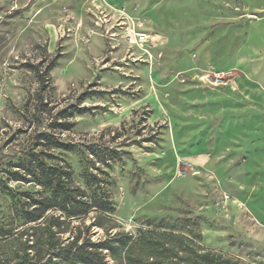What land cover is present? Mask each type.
I'll return each instance as SVG.
<instances>
[{
	"label": "rangeland",
	"instance_id": "1",
	"mask_svg": "<svg viewBox=\"0 0 264 264\" xmlns=\"http://www.w3.org/2000/svg\"><path fill=\"white\" fill-rule=\"evenodd\" d=\"M62 160L114 202L65 243L163 226L264 264V0H0L2 245L45 251L20 214L29 168Z\"/></svg>",
	"mask_w": 264,
	"mask_h": 264
},
{
	"label": "trees",
	"instance_id": "2",
	"mask_svg": "<svg viewBox=\"0 0 264 264\" xmlns=\"http://www.w3.org/2000/svg\"><path fill=\"white\" fill-rule=\"evenodd\" d=\"M43 80H48L43 73ZM126 122L121 123V127ZM64 129L70 125L61 124ZM112 127L107 130H112ZM50 147L73 151L78 145L63 142L50 133H44ZM90 154L96 149L91 146ZM50 158H56L49 153ZM106 160H109L106 158ZM110 166L109 161L104 162ZM100 167L85 168L87 188L77 184L72 176L69 163H35L29 168L30 174L43 189L30 193L23 203L21 217L27 222L37 223L36 227L45 230L48 243L44 249L39 243H23L22 249L0 243V264H254L239 258H232L220 251L204 247L197 237L178 233L172 228L155 226V229L140 230L139 235L116 233L99 241L85 236L81 241L82 227L71 229L72 237L65 243L62 238L68 218H81L92 210L110 213L114 202L108 189L101 186V179L94 172ZM6 234V233H5ZM158 235L156 239L154 237ZM112 258H108V256Z\"/></svg>",
	"mask_w": 264,
	"mask_h": 264
}]
</instances>
